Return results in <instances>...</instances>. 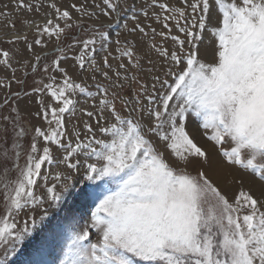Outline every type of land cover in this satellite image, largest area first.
<instances>
[{
    "label": "snow or ice",
    "instance_id": "obj_1",
    "mask_svg": "<svg viewBox=\"0 0 264 264\" xmlns=\"http://www.w3.org/2000/svg\"><path fill=\"white\" fill-rule=\"evenodd\" d=\"M103 3L106 7L101 11L106 16L120 8L114 0H103ZM182 3L183 7L158 4L163 11L171 13L164 16L165 27L169 20L174 21L183 38L170 35L177 46L174 51L157 49L160 55L170 58L172 67L165 75L174 81L169 83L160 76L154 78L161 88L166 86L162 96L152 94L159 92L155 82L151 91L142 85L147 101L142 108L137 107L141 103L138 96L132 101L124 100L128 111L122 115L116 109L117 94H110L108 86L97 84L96 92H92L60 67L67 56L53 61L55 70L64 76L63 84L56 87L46 84L43 88H34L33 92L46 89L60 105H48L37 113L49 124L54 121L56 127L47 132L35 129L37 138L45 146L38 148L34 139L23 167L19 164L21 153L15 154L13 167L18 172L15 181L8 179L11 169L4 161V181L0 183L6 192V205L5 215L0 217V246L11 242L15 253L18 245L31 238L35 241L34 252L39 256L47 246V237L32 235L37 226L35 215L24 220L22 227L17 226L16 217L29 206L61 204L75 187L69 182L71 173L83 168L88 181L100 182L86 185L78 193L85 202L95 203L90 227L96 230L98 239L95 243H85L91 233L87 229L74 232L60 264H138V261L143 264H264V0H182ZM152 4L157 5V0H152ZM19 5L32 8L24 0H19ZM51 7L65 21L64 27L49 19L38 31L57 39L62 35L71 38L66 32L73 27L68 23L72 19L70 12L61 11L55 3ZM140 11L148 16L145 9ZM131 19L138 20L134 12ZM137 31L145 33L139 23L129 29L130 33ZM206 31L216 41L211 50L200 48ZM169 34L160 33L162 37ZM14 39L26 40V37ZM109 40L110 33L99 30L88 39L73 40V46H81V54L76 57L79 68L95 65L97 43L103 48ZM35 43L41 41L37 39ZM115 43L119 45L121 41ZM58 50L63 52L62 48ZM134 51L129 45L122 55L131 62L135 59ZM86 53H91L88 59H85ZM2 56L0 64L10 67L9 53L4 51ZM102 59L104 67L111 70L108 56ZM36 60L39 62L40 57ZM120 68L127 70L123 63ZM96 70L100 71L98 67ZM101 75L111 79L107 71H101ZM115 75L121 74L117 71ZM77 92L92 98L93 106L99 98V107L95 112L81 109L95 120V126L85 123L84 138L76 132L73 140L66 135L65 114L75 113L72 94ZM14 95L19 98L20 94ZM137 112L146 114L136 115ZM197 118L205 137L218 146L224 162L250 174L255 191L252 187L245 189L241 181L240 189L230 201L203 170L205 164L211 170V154L187 128L189 120ZM25 134V129L19 128L14 148H21L19 138ZM228 140L233 144L231 148L219 147ZM161 144L165 151L171 152L172 159L160 150ZM48 145L62 149V159H54L53 149ZM61 163L69 171L56 173L54 179L60 184L59 189L57 183L47 186L49 176L42 174V167ZM38 180L45 181L44 196L36 194ZM43 211L46 217L48 209ZM68 211L72 213L71 208ZM31 264L43 262L34 259Z\"/></svg>",
    "mask_w": 264,
    "mask_h": 264
},
{
    "label": "rangeland",
    "instance_id": "obj_2",
    "mask_svg": "<svg viewBox=\"0 0 264 264\" xmlns=\"http://www.w3.org/2000/svg\"><path fill=\"white\" fill-rule=\"evenodd\" d=\"M114 2H118L120 8L106 16L101 11L102 8L106 7L103 0H24L25 4L32 5L31 10L20 7L19 0H0V59H3L2 52H8V64L10 65L9 67L0 64V182L4 181L5 160L7 167L11 169L8 179L15 181L18 175L17 170L13 167L15 154L21 153L19 164L20 167H23L34 139L38 148L42 149L45 146V142L41 138H37L36 128H41L47 132L56 127L54 121L49 124L42 115H37V113H41L44 107L48 105L52 107H59L60 105L55 102L46 89L41 93H35L33 89L43 88L44 85L50 83L54 87L63 84V74L56 71L53 65V61L58 57H68V59L61 61L60 67L66 69L68 75L76 83L87 85L92 92H96L97 84L108 86L110 94L115 92L117 94L116 109L122 115H126L128 111L124 107V100L132 101L138 96L141 103L137 107L142 108L147 105L146 93L141 91L142 85L148 86L149 91H151V85L155 82L159 92L152 94L158 96L164 94L166 86L161 88L160 83L154 79L156 76H160L161 80H168L169 83H173L174 78L165 75L167 69L172 67V62L170 58L160 55L157 49L167 48L169 52L176 50L177 46L170 39V35H180L183 38V34L178 32L174 21L169 20L167 22L168 27H165L164 16L171 15V13L163 11L158 4L166 3L169 7H183L182 0H157V5H153L152 0H114ZM53 3L61 11L67 9L70 12L72 19L68 23L72 24L73 27L66 29V32L71 38H65L62 35L60 39H57L54 35L49 36L38 31L49 19L64 27L65 21L59 19L55 9L51 7ZM72 5H76V8H73ZM141 8L148 12L147 17L140 11ZM133 12L138 17L137 21L131 19ZM93 13L94 15H89ZM216 15H221L218 10H216ZM80 22H82V26H78ZM136 23L144 27L145 33L129 32V29L135 27ZM152 29H155V32ZM169 29L171 30L170 34ZM97 30L109 32L110 40L104 44L103 48L99 42L97 43L95 65L88 64L85 69H80L76 57L81 54V46H73V40L88 39L90 35H95ZM161 32L169 35L162 37ZM17 36H24L26 40L14 39ZM37 39L41 41L40 44L35 43ZM116 40H120L121 43L117 45ZM215 43V38L210 34V31H206L200 48L201 50H211ZM28 45H31L30 49ZM129 45L135 49V59L131 62L122 55L123 49ZM153 45L156 47L153 48ZM61 48L63 52L58 50ZM90 55L91 53H86L85 59H88ZM38 56L40 57L39 62L36 60ZM104 56H108L111 70L104 67L102 59ZM136 61H139V66H136ZM121 63L127 66V70L120 68ZM46 65L48 66L47 71H45ZM97 67L100 71L96 70ZM173 70L176 69L173 68ZM101 71H107L111 79H105L101 75ZM117 71L120 72V77H116ZM132 77L135 79L133 80ZM120 85L123 87H119ZM15 93L20 94L19 98L14 95ZM72 98L76 102V111L74 114H65L66 135L69 139L74 140V133L79 132L80 138L83 139L86 135V129L83 125L91 123L95 126V120L85 115L81 109L95 112L99 107V98L96 99L95 106H93L92 98L78 92L72 94ZM41 101H43V105ZM142 114L146 113H136V115ZM5 117L8 119H4ZM49 120H51V116H49ZM200 124L199 118L190 119L187 124L189 133L193 135L198 144L210 152L211 164L217 159L225 163L218 146L205 137ZM19 128H24L26 134L19 138L21 148L17 149L14 148V143L18 139L16 132L19 131ZM207 131L211 134V129ZM48 146L53 149L54 159H62L64 154L62 149H58L54 145ZM232 146V142L228 140L219 147L231 148ZM160 150L165 151L162 144ZM244 155L247 157L246 152ZM165 156L172 159V154L169 151H165ZM77 159H83V157H77ZM88 162L90 163L92 160L89 159ZM227 165L234 167L237 171L235 170L234 176L227 177L226 184L220 183L213 176L207 164L203 165V170L226 193L230 201L240 189L241 181L245 189L252 187L255 191L252 177L246 170L239 166ZM68 171L62 163L44 166L41 169L42 174L49 176L47 186L57 183L54 179L57 172L68 174ZM71 175L72 179L69 182L75 187L61 204L50 206L49 203H45L42 207L36 206L35 208L29 206L16 217L17 226L22 227L24 220H27L30 215H35L37 226L32 235L37 238L40 235L47 237V246L43 252L39 256L35 254V241L31 238L25 244L18 245V250L15 253L12 252V245L9 242L0 246V261H3V264H31L34 259L41 260L43 264H60L71 235L84 229L91 233L89 241L85 243L97 241L98 234L95 229L90 227L92 223L91 212L95 210V203L85 202L78 193L86 185L100 182L88 181L83 168L71 173ZM57 187L59 189V183H57ZM35 191L37 196H44L46 192L45 181L38 180ZM5 196L3 184L0 183V217L5 215ZM70 208L72 213L68 211ZM44 209H48L46 217L44 216ZM42 217L43 219H41ZM138 264H143V262L138 261Z\"/></svg>",
    "mask_w": 264,
    "mask_h": 264
},
{
    "label": "bare ground",
    "instance_id": "obj_3",
    "mask_svg": "<svg viewBox=\"0 0 264 264\" xmlns=\"http://www.w3.org/2000/svg\"><path fill=\"white\" fill-rule=\"evenodd\" d=\"M211 166V173L222 184H226L227 177L234 176L236 170L234 167L229 166L218 159L217 161L215 160L212 162Z\"/></svg>",
    "mask_w": 264,
    "mask_h": 264
}]
</instances>
